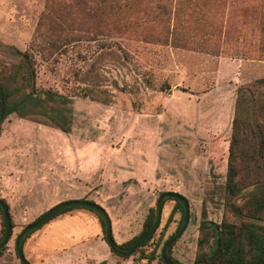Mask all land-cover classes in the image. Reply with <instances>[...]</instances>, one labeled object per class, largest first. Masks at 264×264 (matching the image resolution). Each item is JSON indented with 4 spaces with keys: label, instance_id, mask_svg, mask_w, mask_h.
Wrapping results in <instances>:
<instances>
[{
    "label": "rangeland",
    "instance_id": "1",
    "mask_svg": "<svg viewBox=\"0 0 264 264\" xmlns=\"http://www.w3.org/2000/svg\"><path fill=\"white\" fill-rule=\"evenodd\" d=\"M88 1L64 13L56 0H0V80L15 85L14 49L29 50L37 89L74 100L71 132L17 113L0 124V198L14 224L0 264H22L18 234L62 201L103 206L122 244L167 191L190 204L171 256L196 264L214 240L201 222L240 226L230 204L248 207L262 186L248 185L243 163L239 195L225 183L238 89L264 78V0H122L128 7L102 23ZM182 216L166 200L153 238L126 257L111 250L96 212L74 207L30 233L23 250L31 264H165ZM2 222L0 208V235Z\"/></svg>",
    "mask_w": 264,
    "mask_h": 264
},
{
    "label": "trees",
    "instance_id": "2",
    "mask_svg": "<svg viewBox=\"0 0 264 264\" xmlns=\"http://www.w3.org/2000/svg\"><path fill=\"white\" fill-rule=\"evenodd\" d=\"M89 1L95 2L94 7L98 12L100 23L114 16L124 7H128L126 1L122 2V0ZM85 2L86 0H56V4L64 8V13L74 6L85 4ZM89 8L91 6H87V9ZM64 20H66L65 15ZM14 51L20 55V61L12 77L15 85L10 86L0 80V124L10 114L17 113L20 117H34L43 122L54 124L64 132H71L74 114L73 98L58 91L37 89V71L32 54L29 50L14 49ZM246 142H249L247 151L244 148ZM241 163L245 166L243 168L246 169L248 176L252 178L248 185H262L259 187L260 193L254 195V199L248 203V207L238 206L235 203L230 204L235 215L245 218L240 226L225 220L221 223L210 220L201 222L200 229L202 231L211 230L214 240L210 252L203 253L198 257L196 264H264V226L258 221L261 220L264 213V78L256 79L251 85L238 89L225 183L226 191L231 196L239 195L244 188L241 181L243 174L240 175L242 168H239ZM175 201L176 207L184 214L181 203ZM70 209L72 208L63 210L58 215ZM49 210L43 212L37 219ZM175 211L177 210L174 209L171 212L170 217ZM154 212L155 209L150 211L142 232L120 244L121 247L129 248L140 235L151 227ZM2 223L0 238L5 233L4 219ZM102 223L104 227V222L102 221ZM154 234L140 247L145 246ZM199 243L202 247L204 240L200 239ZM5 247L6 245L0 247V254ZM173 260L181 264L177 260ZM106 263L103 260L98 264Z\"/></svg>",
    "mask_w": 264,
    "mask_h": 264
},
{
    "label": "water",
    "instance_id": "3",
    "mask_svg": "<svg viewBox=\"0 0 264 264\" xmlns=\"http://www.w3.org/2000/svg\"><path fill=\"white\" fill-rule=\"evenodd\" d=\"M175 199L181 203L184 209L183 220L181 222L180 227L167 239L164 244L163 251H162V258L165 264H178L175 262L170 254V249L172 244L182 235L185 228L187 227L190 219V204L189 200L182 194L175 192V191H167L163 192L156 203L155 212H154V219L151 227L144 232L139 238L129 247L123 248L118 244L113 235V227H112V219L107 212V210L101 206L100 204L90 201L87 199H69L62 201L56 205H54L50 210L45 213L41 218L27 224L22 231L18 234L16 238V253L21 261L22 264H31L28 259L25 257L23 244L26 238L30 233L35 231L36 229L40 228L54 217H56L59 213L63 210L73 207H86L94 212H96L99 217L104 222V235L107 244L110 246L111 250L118 255L121 256H131L136 252V250L143 244L150 236H152L157 229L159 228L162 216H163V208L166 200L168 199ZM0 207L2 209V215L5 223V233L0 238V247L6 245L10 240L13 234V222L12 217L10 214V208L8 203L0 198Z\"/></svg>",
    "mask_w": 264,
    "mask_h": 264
},
{
    "label": "crops",
    "instance_id": "4",
    "mask_svg": "<svg viewBox=\"0 0 264 264\" xmlns=\"http://www.w3.org/2000/svg\"><path fill=\"white\" fill-rule=\"evenodd\" d=\"M49 229H52V228H49ZM51 231V230H50ZM74 238V237H73ZM80 238H87V237H85V236H81ZM45 254H47V253H45ZM42 259H40V261H41Z\"/></svg>",
    "mask_w": 264,
    "mask_h": 264
}]
</instances>
